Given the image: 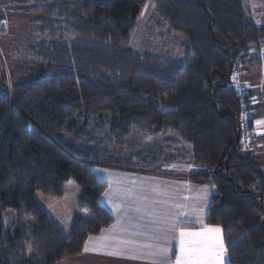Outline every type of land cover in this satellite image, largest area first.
<instances>
[{
	"label": "trees",
	"instance_id": "1",
	"mask_svg": "<svg viewBox=\"0 0 264 264\" xmlns=\"http://www.w3.org/2000/svg\"><path fill=\"white\" fill-rule=\"evenodd\" d=\"M145 1L10 0L33 17L38 43L25 81L11 84L0 65V264H61L113 222L94 166L117 165L111 147L131 132L190 143L202 168L193 179L215 188L205 222L221 226L227 264H264V165L250 148L264 106L238 79L260 65L264 24L245 14L246 0H154L182 56L133 51ZM68 180L91 216L67 237L35 193L59 197Z\"/></svg>",
	"mask_w": 264,
	"mask_h": 264
},
{
	"label": "rangeland",
	"instance_id": "2",
	"mask_svg": "<svg viewBox=\"0 0 264 264\" xmlns=\"http://www.w3.org/2000/svg\"><path fill=\"white\" fill-rule=\"evenodd\" d=\"M7 1L5 3L0 0V28H3L0 31V65H4L11 74L12 78L10 77V80L13 84L25 81L26 53L28 47H30L28 45L38 42H36L37 37L33 35L35 26L32 22L33 17L23 12H15L12 10L14 6L11 5L10 0ZM255 1L258 2L259 0ZM154 6V0L145 1L139 25L132 34L128 48L154 55H163L164 53L169 57H177V48L180 41L177 36L171 37L164 33L160 27L162 24L156 15ZM124 140L127 141L124 146L111 147L120 155L117 165L112 167L94 166L98 178L109 181L118 180L117 178L126 179V181H129L127 187H134L138 191L142 189L151 192L152 189H158L156 186L151 187L152 181L157 177L153 178L154 175H150L153 172L144 171L157 167H161L160 169L163 172L177 169L184 170L189 168L190 163L187 162L192 161V145L190 143L180 142L181 144H176V148L173 146L175 144L172 145V137L164 135L162 132L151 135L131 132ZM178 155L181 159H178ZM177 159L182 163L185 162L186 166L179 167L180 161ZM130 181L134 182L130 183ZM112 187L117 188L114 182ZM112 187L113 192L118 193L120 191ZM79 192L80 187L76 181L68 180L64 184L63 195L59 197L45 196L38 191L35 193L41 208L67 237L77 221H84L91 216L90 212L80 210L77 207L76 202ZM161 192L162 189L160 188L157 195L161 196ZM106 200L109 201L108 198ZM147 200L149 204L152 201L150 197ZM73 263L76 264L72 259L65 261V264Z\"/></svg>",
	"mask_w": 264,
	"mask_h": 264
},
{
	"label": "crops",
	"instance_id": "3",
	"mask_svg": "<svg viewBox=\"0 0 264 264\" xmlns=\"http://www.w3.org/2000/svg\"><path fill=\"white\" fill-rule=\"evenodd\" d=\"M244 11L245 14L250 17L254 22L258 24H264V0H259L258 2L255 0H246L244 2ZM178 39L180 41L179 37ZM255 52L260 57V65L247 68L246 70H244V73L238 79L239 84L242 85L244 89H246L250 93L253 101L256 100L255 102L264 106V44H262L260 49L256 50ZM182 53L183 51L181 49L177 51L179 57L182 56ZM257 121H261V123L258 124ZM251 135L252 141H250V148L252 149L254 154L260 158V161L264 164V115L254 122V125L251 130ZM187 163H190L188 166L189 168H185L184 170L177 169L175 171L171 170L163 172L160 169L161 167H157L144 171L153 172L150 175H154L153 178L157 177L155 180L152 181L151 187L156 186L158 187V189L156 192L141 190L138 191L137 189L138 192H136V195L147 198L150 197L152 200L150 204L154 201H164L167 205H181V208L170 209V211L182 213L179 218L185 219V223L181 225L184 230L196 232L200 231L201 228L204 226H218L221 229V236L224 241L221 226L207 224L205 222L208 213V208L212 200V194L214 193L215 188L212 184L208 182L206 183L194 180L193 175L195 174L196 170H201L202 168L198 169V167L193 164L192 161H188ZM178 165L179 167L186 166L185 162L182 163L181 161ZM154 166L156 165L154 164ZM117 179L118 180L110 181L104 180L107 183V188L105 192L108 191L109 182H111V187L112 183L114 182L115 186L117 187L116 189L119 190L128 186L129 181H126V179ZM133 182L134 181H130V183ZM160 188L162 189L161 196L157 195L160 192ZM104 193L101 200L103 205L112 215L113 222L108 227L104 228L98 235L91 236L94 238L93 240L90 241L88 237L86 239L81 254L67 258L62 261L61 264H65V261H67L68 259H72V261L76 264H155V262L160 261H163V264H175L176 254H178V246L175 240H173L171 243V250L168 253L170 259L168 260H164L162 255L150 254L149 250L147 249L124 245H119V250L123 253L122 255H110L108 253L114 250L113 247H101L99 244H97L95 238H101L102 240L104 238H110L114 236L117 237L118 240H127L134 238L128 235H121L117 231L111 230L113 226L118 225V223L124 219V213L122 210H114L113 207V204H119L120 200H115L112 202L107 201V198L104 196ZM135 206L136 203L134 200L132 201V199L124 201V208H127L129 210V215H133L132 210L135 208ZM155 207L163 211L165 205L156 204ZM107 242L111 243L110 240H108ZM145 242L146 241L141 240V243ZM86 246L89 249L98 248L99 250L85 251ZM132 256H138L140 258H130ZM225 256V264H227V253H225Z\"/></svg>",
	"mask_w": 264,
	"mask_h": 264
},
{
	"label": "snow or ice",
	"instance_id": "4",
	"mask_svg": "<svg viewBox=\"0 0 264 264\" xmlns=\"http://www.w3.org/2000/svg\"><path fill=\"white\" fill-rule=\"evenodd\" d=\"M258 124L261 121H257ZM137 189L134 187L122 188L118 193L109 190L104 193L110 202L120 200L119 204H113L114 210L123 211L124 219L112 227V231H117L121 235L134 237L133 239L118 240L117 237L95 238L101 247H113L110 255H122L119 245L138 247L149 250L152 255H162L164 260L170 259L168 253L171 250L173 240L177 242L178 254H176L175 264H225L226 248L221 236V229L218 226H204L200 231L191 232L184 230L181 225L185 219H180L182 213L170 211L179 209V204L167 205L164 201H154L149 204L147 197L137 196ZM141 191H143L141 189ZM156 192L157 189H152ZM132 199L136 206L132 210L133 215H129V210L124 208V201ZM156 204L165 205L164 210L156 208ZM135 221V222H133ZM89 237V240H93ZM110 240L111 243L107 241ZM141 240L146 241L141 243ZM97 251L98 248L85 251ZM130 258L138 259V256ZM163 264V261L155 262Z\"/></svg>",
	"mask_w": 264,
	"mask_h": 264
},
{
	"label": "built area",
	"instance_id": "5",
	"mask_svg": "<svg viewBox=\"0 0 264 264\" xmlns=\"http://www.w3.org/2000/svg\"><path fill=\"white\" fill-rule=\"evenodd\" d=\"M241 68V60H239L236 65H235V69H240ZM241 130H240V140L243 142L248 141V131L246 128V120L244 118H242L241 120Z\"/></svg>",
	"mask_w": 264,
	"mask_h": 264
},
{
	"label": "water",
	"instance_id": "6",
	"mask_svg": "<svg viewBox=\"0 0 264 264\" xmlns=\"http://www.w3.org/2000/svg\"><path fill=\"white\" fill-rule=\"evenodd\" d=\"M233 148H234V146H233ZM233 148H232L231 152L233 151ZM231 152H230V153H231Z\"/></svg>",
	"mask_w": 264,
	"mask_h": 264
}]
</instances>
